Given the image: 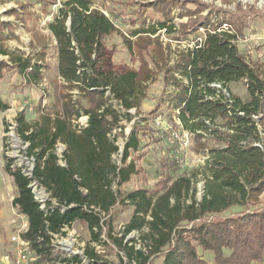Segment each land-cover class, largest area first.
<instances>
[{
  "label": "trees",
  "instance_id": "16d2710c",
  "mask_svg": "<svg viewBox=\"0 0 264 264\" xmlns=\"http://www.w3.org/2000/svg\"><path fill=\"white\" fill-rule=\"evenodd\" d=\"M146 7L164 20L158 21L159 28L139 32L134 43L93 0L64 1L49 24L57 42L60 110L43 113L33 123L24 112L16 117V132L28 145L26 155L34 160L31 175L4 154L5 172L18 189L12 206L28 221L21 238L40 264H82L85 259L91 264H114L103 261L90 245L84 257L54 252L55 237L79 221L87 225L91 243L108 244L102 238L106 223L108 240L123 254L118 264H151L159 256L163 264H264V150L256 146L264 143V62L240 52L237 41L245 29L240 16L212 10L203 15L208 7L197 0H162ZM176 9L181 10V18H189L181 24L180 36L196 31L199 24L206 30L205 40L181 53L172 70H166L172 73L166 84L179 89L170 99L171 106L184 130L194 134L195 151L205 154L207 161L190 176L168 178L160 190L140 188L125 193L123 187L139 172L130 159L140 144L139 128H133L124 145L121 166L114 161L120 147L113 132L122 130V121L131 122L130 110L139 112L148 98L146 84L154 80L155 72L145 56L166 62L162 42L152 35L163 29L176 31L169 24ZM6 14L19 17L16 9ZM213 17L217 22L211 31ZM225 25L229 26L226 30ZM118 35L140 61L138 70L119 74L104 68L109 41ZM15 38L12 22L0 18V55L8 57L0 61V81L5 72L15 70L25 85L39 87L48 66L46 46L33 58L5 46ZM175 73L186 78L187 84ZM213 84H222L232 103ZM233 84L247 90V100L231 92ZM10 108L0 87V111ZM84 116L87 126L79 128L76 122ZM4 125L7 132L6 121ZM211 142L220 146L212 148ZM58 143L65 145V165L56 152ZM198 176L205 182L200 199L195 184ZM33 183L49 193L44 209ZM117 205L134 209L121 237L114 233L112 218L103 221V214H110ZM233 208L243 210L223 216ZM134 232L140 234V245L138 240H127ZM200 248L211 253L212 261L200 254Z\"/></svg>",
  "mask_w": 264,
  "mask_h": 264
},
{
  "label": "rangeland",
  "instance_id": "374dc122",
  "mask_svg": "<svg viewBox=\"0 0 264 264\" xmlns=\"http://www.w3.org/2000/svg\"><path fill=\"white\" fill-rule=\"evenodd\" d=\"M67 0H2L0 1V18L2 21H10L14 24V31L18 38L5 42V46L10 50H21L26 54L37 56L46 46V63L43 80L39 87H31L24 84L23 79L18 75L17 71L9 70L5 72L4 78L0 81L2 98L8 102L11 108L7 111H0V264H17V244L13 241L14 236L21 235L28 228L27 218L22 216L19 211L12 206L13 199L18 196V189L14 183L13 177L5 172L4 154L15 161V165L22 167L26 174H31L34 168V160L26 155L28 145H26L18 136L16 132V117L20 112L26 114L29 122L33 123L40 118L43 113L55 114L60 110L61 101L59 99V85L57 82V54L54 38L48 32V24L54 20L55 13L60 10L62 3ZM141 0H93L95 7L100 10H105L109 17L115 22L120 29V32L132 41V32L135 30H147L158 25L157 19H161L157 13L150 8L143 9L142 3H137ZM162 0H148L149 2ZM193 1V0H180ZM207 5L208 9L203 13L206 15L208 11L212 10L225 11L232 16H240L243 25L244 33L240 38L241 47L244 49V54L248 59L254 58L264 62V0H197ZM41 4V5H40ZM26 6L22 12L20 6ZM193 6V5H192ZM43 7H46L43 9ZM16 9L21 16L18 19L15 15H7L6 12ZM43 10L46 13H43ZM48 12L51 14L48 16ZM59 13V12H58ZM181 10L176 9L173 13V19L169 24H174L176 31L169 33L165 30H158L157 36L163 44L166 45L165 50H169L170 46L177 47L184 46L186 37L179 35L181 24L189 21L188 17H180ZM124 17V18H123ZM135 20L132 24L130 21ZM145 20V22H144ZM216 17H213L209 30H213L212 26L216 24ZM158 27V26H157ZM159 28V27H158ZM223 28L228 29L225 25ZM206 34L205 28L198 25L197 30L191 33V40L199 37H204ZM171 41V42H168ZM243 41V42H242ZM170 43V44H169ZM187 44V43H186ZM109 60L105 62L104 68L119 74H124L130 69L140 68V61L136 58L126 45V39L122 36H114L108 44ZM175 50H172V54ZM166 62H155L154 58L145 56L149 63V67L155 72L154 80L146 84L147 97L145 100V108L142 106L138 111L134 110L135 118L132 122L122 121L123 126L121 131H115L118 135V145L124 148L127 139L133 128H139V138L144 139L142 146L148 148L147 152L152 151V158L150 162L143 161L145 158V149L139 152L131 151V160H134L139 170L138 174L134 175L130 182L123 187L125 193L132 192L140 188H148L150 191H156L163 188V183L170 178H177L179 176L192 173L194 170L200 168L201 160L196 158L195 141L181 148L185 152L182 161L183 168H178L174 162L173 152H171L170 143L167 141V134L165 132L157 131L154 121L157 117L164 119L169 125L175 129L176 123L174 120V111L168 106H165L160 111L155 110L158 102L169 101L172 97L170 93L163 90V79L165 74L166 80L172 73H164L165 70H172L174 64L179 59L174 58V63H171L170 54H165ZM1 60H8V57L0 55ZM171 63V64H170ZM166 66V67H165ZM137 69V70H138ZM241 84H233L231 92L240 93L243 90ZM76 94V93H75ZM43 106V107H42ZM43 108V110H42ZM144 108V109H143ZM152 111V113H149ZM149 116L152 119H149ZM148 117V118H147ZM144 119L149 122L142 123ZM6 121L9 130L5 131L4 122ZM152 130H156L154 135L160 138L158 141L148 138ZM178 130V129H177ZM166 134V135H165ZM155 140V139H154ZM212 148L220 146L211 142ZM60 148L58 153H60ZM122 153L114 156V161L118 166H121ZM148 165V166H147ZM198 167V168H197ZM169 178V179H168ZM197 198L200 199L204 190V179L198 176L196 182ZM33 192L39 201L45 203L49 200V193L39 186L38 183L32 184ZM115 188H117L115 186ZM243 208H233L223 214V216H230ZM134 209L129 205H117L110 214H103V221L108 222L111 218L113 222L114 233L118 236L123 235L124 226L129 222L133 215ZM64 235H57L53 241L55 255H81L84 257V250L88 245L94 247L96 252L101 256L103 261H109L114 264L119 263V256L122 253L108 240V225L105 223L102 238L108 244L97 245L91 243L90 231L84 222H76L70 228H66ZM134 239L140 245V234L134 232L127 237V240ZM199 249V248H198ZM200 254L203 255L207 261H212V255L209 252H203L200 248ZM82 264H91L87 259ZM151 264H163V257H153Z\"/></svg>",
  "mask_w": 264,
  "mask_h": 264
},
{
  "label": "crops",
  "instance_id": "0c3cea01",
  "mask_svg": "<svg viewBox=\"0 0 264 264\" xmlns=\"http://www.w3.org/2000/svg\"><path fill=\"white\" fill-rule=\"evenodd\" d=\"M148 0H141V1H139V2H137L138 4L139 3H142V6H143V9H145V8H147L146 6H145V4H146V2H147ZM41 5V4H40ZM21 7H25L24 9H26V6H20L19 8H21ZM46 7H43V9H45ZM60 9V8H59ZM21 10V9H20ZM22 11V10H21ZM107 16H109L107 13H106V11L105 10H102ZM23 12V11H22ZM25 12V11H24ZM58 12H59V10H58ZM58 12H56L55 13V16L54 17H56L57 15H58ZM43 13H46L44 10H43ZM48 14V16L51 14V12H48L47 13ZM18 19H20L21 18V16L19 15V17H17ZM124 18V17H123ZM163 19V18H162ZM161 19V20H162ZM158 21H160V19H157ZM164 20V19H163ZM53 21V20H52ZM51 21V22H52ZM158 21H157V23H158ZM51 22H49V24L51 23ZM133 22H135V20H132V21H130V23L132 24ZM144 22H145V20H144ZM12 24H13V22H12ZM49 24H48V32H49V34H50V36L52 37V39L54 38L53 36H52V34H51V32H50V30H49ZM13 26H14V24H13ZM117 26V25H116ZM15 27V26H14ZM118 27V26H117ZM163 30H165V29H163ZM141 31H143V30H135V31H133L132 32V38L131 39H133L132 41H136L137 40V38H138V36H139V32H141ZM160 31V30H159ZM158 32V31H157ZM187 36V38H185V40H181L182 42H185L184 43V46H182V48L181 47H177L178 48V50H176V48L174 47V46H170V48H169V50L167 51V49L165 50V54L167 53V54H170V57H171V63H174V58L176 59L177 57L179 58V55L181 54V53H185V52H187L189 49H192V48H194L195 47V45L196 44H198V43H202L204 40H205V38H206V34L204 35V37L202 38V37H199L198 36V38L195 40V42L193 41V40H191L192 38H191V34H189V35H186ZM186 36H182V38L183 37H186ZM152 37L153 38H157V37H159V36H157V33L155 34V35H152ZM239 40H240V38H239ZM239 40L237 41V46H238V48H239V50H240V52L243 54V55H245L244 54V49H243V47H241V42H239ZM54 42H55V46H56V54H57V42H56V39L54 38ZM168 42H171V41H168ZM243 42V41H242ZM187 43V44H186ZM162 44H163V42H162ZM170 44V43H169ZM163 46L164 47H166V45L165 44H163ZM165 49V48H164ZM172 50H175L174 52H173V54H172ZM252 60H254V61H256V59H254V58H251ZM261 61V60H260ZM170 63V64H171ZM56 65H58V54H57V64ZM138 68H136V69H134L133 68V70H137ZM164 73H166V70L164 71ZM175 75L177 76V78L179 79V80H181V81H183V83H185V84H187V79L186 78H183L182 76H180L179 75V73H175ZM166 77H165V74H164V76H163V79H161V81L160 82H163V85H164V87H163V90H165L166 91V93H170L171 94V97H173V95L176 93V92H178L179 91V89L178 88H176L174 85H172V84H166ZM233 94L234 95H238V96H240L241 97V99H243V100H247L248 99V97H249V95H248V92H247V90L245 89V88H243V90L240 92V93H234L233 92ZM148 99V98H147ZM146 99V100H147ZM171 100H169V101H166V102H158L157 104H156V106L158 105V104H161V107H160V109H159V111L161 110V109H163L165 106H168V108H170V109H172L173 111H174V120H175V125H176V127H177V129H178V132H179V136H180V139L179 140H175V141H171V142H169L168 140V142L170 143V148H172L171 149V152H173V158H174V162H175V164L178 166V168H183V161H182V158H183V156L185 155L184 153L185 152H183V150H181V148H184L183 147V142L182 141H184V138L186 137V138H188L189 139V142H190V145L192 144V142H194V134L193 133H191V132H189V131H187V130H184V128H183V126H182V124H181V122H180V120H179V118H178V112H177V110L174 108V107H172L171 106V102H170ZM142 106L145 108V101L142 103ZM141 106V107H142ZM143 108V109H144ZM155 109V108H154ZM153 111V110H152ZM152 111H150L149 113H152ZM148 118V117H147ZM149 119H152V117L151 116H149ZM157 131H159V130H157ZM154 132H156V130H152V132H151V134H149L148 135V138H150V139H153V137H155L154 139H153V141H158L160 138H157V136L156 135H154ZM166 135V134H165ZM144 142V139H140V144H139V147H138V149L136 150V152H139V150H141L142 148L143 149H145V159L143 160V161H147V162H150V159L153 157L152 156V151H150V152H147V149L149 148H144V146H142V143L141 142ZM145 143V142H144ZM187 149H189L190 148V146L189 147H186ZM185 149V148H184ZM187 149H185V150H187ZM197 156H196V158H199L198 160H201L200 161V163H201V165L199 166L198 165V167H201V166H204V164L206 163V161H207V156L205 155V154H202V153H197V152H194ZM135 163H137V162H135ZM148 166V165H147ZM197 167V168H198ZM192 173H190V174H187V176H190ZM22 216H24V215H22ZM28 222V221H27Z\"/></svg>",
  "mask_w": 264,
  "mask_h": 264
},
{
  "label": "built area",
  "instance_id": "2783aa9c",
  "mask_svg": "<svg viewBox=\"0 0 264 264\" xmlns=\"http://www.w3.org/2000/svg\"><path fill=\"white\" fill-rule=\"evenodd\" d=\"M212 87L217 89L218 92H221L225 96V99H227V101L229 103H232V98H231L232 96H231L230 92H228L222 86V84H213ZM133 111L134 110H130L131 114L133 113ZM243 114L244 113H240V115H243ZM132 115H135V114H132ZM134 118H135V116H134ZM134 118H133V120H134ZM254 118L255 119L261 118V115L260 116H254ZM87 122H88V117L84 116V117H81L76 123L79 124V126H80L79 128H82V127H86L87 126ZM146 122H148V120L144 119L142 123H146ZM207 123L209 124V122H207ZM154 125L156 126L157 130H159L161 132H165L167 134V140L169 142L180 139L178 130L175 129L173 126L169 125L160 116L155 119ZM116 130L117 131H121V129H116ZM116 130H114V132ZM114 132H113V134L116 135V133H114ZM182 142H183V146L184 147H188V144H190L189 139L186 138V137L184 138V141H182ZM256 146H258V147H260L261 149L264 150V143L256 144ZM59 148L61 150L60 153H58ZM64 151H65V145H63L62 143H58L57 146H56V152H57V154H58V156L60 158V163L62 165H65V162L62 160ZM120 152L123 154V149L122 148H120L118 154ZM39 203H41L42 208L44 209L45 202L44 201L43 202L39 201ZM12 239L17 244V251H18L17 264H40L38 262V257L30 249L29 243L26 242L25 240H23L21 238V235L14 236Z\"/></svg>",
  "mask_w": 264,
  "mask_h": 264
}]
</instances>
